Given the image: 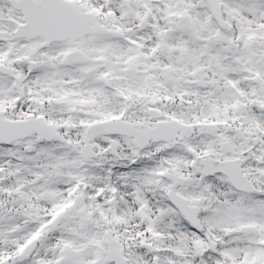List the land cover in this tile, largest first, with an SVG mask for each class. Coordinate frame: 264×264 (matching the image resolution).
Returning a JSON list of instances; mask_svg holds the SVG:
<instances>
[{
  "label": "snow or ice",
  "instance_id": "snow-or-ice-1",
  "mask_svg": "<svg viewBox=\"0 0 264 264\" xmlns=\"http://www.w3.org/2000/svg\"><path fill=\"white\" fill-rule=\"evenodd\" d=\"M0 264H264V0H0Z\"/></svg>",
  "mask_w": 264,
  "mask_h": 264
}]
</instances>
